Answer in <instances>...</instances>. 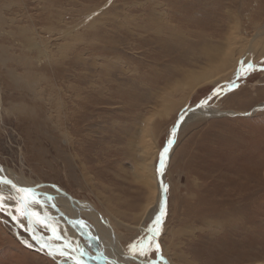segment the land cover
Wrapping results in <instances>:
<instances>
[{
  "label": "bare ground",
  "instance_id": "bare-ground-1",
  "mask_svg": "<svg viewBox=\"0 0 264 264\" xmlns=\"http://www.w3.org/2000/svg\"><path fill=\"white\" fill-rule=\"evenodd\" d=\"M14 2L19 5L18 1L15 0ZM164 2L165 1L156 2L155 6L152 8L150 7L148 12H146L147 7L152 6L150 0H147L145 5H140L142 12H139L138 15L140 17L144 16L140 24L128 22L125 26L118 20L115 14H109L108 11L104 12L103 9H100V5H98L86 8L83 16H81L82 14L80 15L77 24L75 23L73 27H68L66 24L59 27V22L62 24L65 20L62 19L63 12L68 11H66L67 8L61 3L60 5L62 6H59L57 9V0H52L51 4L46 6V10L51 11L57 9V11L55 13L49 12L46 17L48 23H45L43 27L45 35L40 34V30L35 24L34 26L29 25L28 27V25L24 23L19 24L18 28L16 27L17 30L19 29L18 31L15 28L16 31L11 30L10 32L8 30L9 32L6 33V36L9 38L10 36L12 38H17L19 43L23 40L28 45L27 48H11L8 43L5 44L6 41H2L4 37L0 34V71L2 73L4 67L7 73V76H0L2 77V81H4L5 90L7 86L11 90L23 91L25 94L24 101L28 105L25 108H21L22 106H15L17 112L23 119V116L29 111L27 108L30 109V107L35 104L41 105L42 102H46L49 106V115L45 128L47 129L48 136L53 139L51 143L53 146L51 152L53 153L55 151L58 153L57 155L64 160V164H67L70 171H73L74 163L77 164L78 170H75V172L79 182L84 186H89V189L93 190L95 193L100 194L98 199H102L101 203L105 206L104 210L107 218H105L104 214L96 207L95 211H93L92 204L86 201L84 204L80 203V201L78 203L73 196L55 184H47L46 182H39L33 185L27 184L16 179L15 176L1 164L0 168H2V171H0V175L11 179L14 183H17L18 186H35L38 184L40 185L39 191L48 192L54 197V201L46 204L51 222L53 223L55 221L61 223L65 221L56 226H58L63 236L73 241H78L91 254L89 257L85 258L87 264H106L102 257L99 259L91 258V256L97 255L101 250L104 251L110 259H121V264H138L137 260H126L119 256V253L124 250L121 244L123 240H126L125 236H127L128 233L127 226L129 227L130 225V222L126 219H129V214H133L135 218V212L128 210L126 207L124 208L128 202L123 200L122 197H118L120 192L115 188L108 187L107 185L109 184L106 186L101 184L104 190H98V183L96 180L101 181L104 177V172L100 169L101 164L98 163L96 169L95 164L90 165L84 160V156H87V154L89 156L88 151H90V147H97L99 144L96 139H93L97 132L95 133L94 129L91 128L92 123L95 121V113H93L90 108L98 105L104 99L107 100L109 94L111 98H114V96L118 97L119 90L117 88L115 89L117 84L124 80L130 79L129 81H131V79H134L133 75L139 74L140 76L143 75L151 78V80H155L151 77V73L154 74L157 68L144 67L142 63L132 61L131 57H124L126 54L122 51V48L124 46L133 49L144 48L150 53L148 55L150 59L153 60L154 58L157 62L163 60L167 61L166 66L169 68V72L170 69L172 73L173 71L178 72V76L169 78L171 81L167 79L164 83L161 82L164 84L160 86L161 88L156 89L154 87L156 89L154 91L156 96L155 103L152 105V110L148 112V116L142 115L133 119L132 122L125 123L123 128L126 134L122 136L123 138H121V140L117 139L120 141L117 147L118 153L125 154V157H129L130 155L134 159V164L136 163L135 166L132 167L135 172L134 180L141 188L147 189L148 193L147 195L144 194L146 198L140 206L139 214H136V223L138 226L145 223L144 216L147 220L153 222L155 217L159 214L161 204H164V196H160L159 200H157L158 183L156 182L158 180L160 183V179H163L164 183L165 177L159 172V176L157 175L158 178L156 179L154 167V161L157 159L159 144L161 142V123L171 115H178L179 111L184 108L185 104L189 102L188 100L194 97V95L206 90L210 86L216 85L221 87L225 85L231 77L237 75L242 60L255 63V61L258 62L264 59V0H227L228 4H222L213 11V16L209 17L208 14L205 16V19H199V15H204L202 13L198 15L196 12L192 13L191 16H188L189 13L179 15L174 8L170 7V4ZM7 4L8 2H6V4H0V7L9 6ZM109 5L110 4H108V6ZM144 6L145 12H143ZM8 9L9 8H7V10ZM184 9L189 10L188 7H184ZM36 12L37 11H35V13ZM39 15L42 16L40 13ZM103 16L108 20V23H103ZM178 18L183 20V22H180ZM17 20L18 19L15 17L10 19L11 27ZM3 22L5 23L6 21L4 17L0 15V26L4 25L2 24ZM113 23L119 25L115 26V30H121L123 32L125 30L126 34L120 39L112 42L109 36L111 32L114 31L112 28ZM98 31L104 33L100 34ZM15 33L18 35H14ZM92 38L103 39V43H101L102 41L100 42L101 46H99V48L106 55H109L110 51L117 54L116 56L113 55V57H115L114 60L104 61L101 56L104 58L105 56L101 53L91 56V59L86 57L87 54L88 56L90 54L87 52L88 47L92 45V49H96V46L99 45V41H95ZM53 41H58L54 47ZM70 49H72V52H70ZM153 54L157 56H153ZM60 60V66L63 67V74L68 72L70 76L68 74L62 75V78L60 76L62 82L59 85V81L54 79V77L48 81L47 77L44 75L45 72L42 71L45 65L47 67V65L49 66L53 61L59 64ZM133 63L138 66H131ZM139 65H141V67ZM100 66L102 68H100ZM148 69L151 73L145 72ZM100 70L103 71L100 72ZM111 72H114L112 78H110L109 75ZM46 73L49 72L47 71ZM105 74L106 76L104 79L103 76ZM65 75L66 78L64 77ZM67 75L71 77V80L67 78ZM83 78L87 80V83ZM40 79L47 82V86L37 85ZM81 80L82 83H79ZM40 86L48 89L47 92L43 93L49 96L48 99L42 97L41 94L43 89L40 88ZM251 90H253V88H251ZM259 90L261 96H264V85L261 86ZM259 90L257 89V91ZM28 91L35 97L28 99L26 97ZM241 94H244L243 89L232 94L234 97H237L238 103L236 104L240 107L244 106L241 103H245ZM252 95L253 94H251V96ZM231 96L228 97V100L226 99L228 104L234 102ZM247 99H249V97ZM214 104L210 105L209 103L210 106L203 108L197 107L187 114L183 110L179 114V117H182V114L187 117L184 120L180 118L182 123H180L179 130H176L175 135L178 131L182 132L183 128L187 126L186 124L192 123V121L199 119L198 121L203 122V120L209 118L227 115L232 116L241 113L234 110H224L220 104L217 103L215 106ZM259 105L260 107H264V101L259 102ZM258 107L259 106L255 107L249 113L255 114L258 111ZM261 111L263 112L264 110H260L259 113H261ZM246 114L248 113L246 112ZM113 125H117L115 118ZM129 125H135V129H130ZM114 129L117 130V128ZM59 141H63L67 145L65 146L66 148L62 149L58 143ZM77 145H79V152H77ZM86 145L89 149L86 153H82V151L87 148ZM177 146L178 143L176 147H174L177 148ZM82 155H84L83 159H81ZM258 166H261V164L255 161L240 166V168H238V170H240L237 173L238 175H235L237 178L233 181V187L226 190L228 186H231L230 182H227V187L221 190L223 199L216 200L211 207H209V202L207 203L208 206L205 205V203L201 208L198 207L203 225L199 227L196 223L192 222V227L186 225L185 229H178L175 227L167 228L166 235L163 236L166 239V249L171 256L173 264H199L195 259V253L198 252L204 264H259V257L262 253L260 249L257 248V238L251 234L257 226L253 215L256 211L254 204L257 202L256 195L259 190H257V185L253 182H256V177H258L260 171ZM44 186H51L54 188V191H47V189L44 188L41 189ZM0 191L7 197L11 189L10 186L0 185ZM108 191H111L113 195H108L109 193H106ZM233 192H236V197L234 198H232L233 196L231 197ZM11 203L13 206L10 210L12 211L15 209V206L14 202ZM52 203H55L56 207H52ZM49 209H53V211ZM34 210L40 212L41 216H43L44 209L37 206ZM61 210L69 214L66 219L62 218L63 216L56 212ZM207 210H210V212ZM218 211L220 214H218L219 217L214 214H217ZM85 212H90L92 214H90V218L92 221L94 220L96 224L83 217L84 214H86ZM15 214L18 215L17 213ZM210 214H214L216 218H210L212 217L209 216ZM245 217L247 218L246 221L244 220ZM18 219L20 223H17V221L14 222L18 228H21L23 231H26V229H35L36 234L42 235L49 244L59 245L62 243V241L49 239L53 234L47 227H43L39 222H30L29 218L19 215ZM115 219L121 223H117L116 225L118 226L121 236H118V230L116 231L113 228L112 221H115ZM32 220L35 221L36 218L33 217ZM78 220L84 221L87 227L74 223ZM21 224L23 227H21ZM123 226L126 227L122 228ZM143 230L147 232V228H143ZM163 230L164 229H162V232H164ZM26 232L32 237L31 231ZM47 232H50V235H48ZM89 233H91L92 236H98L100 239H92L89 243ZM230 233L233 234H231L232 237H230ZM248 234L254 237H248ZM16 235L18 236V234ZM214 235L218 237L215 239L212 238ZM185 237H187V239L189 238V242H192V244H190L191 250L189 251H187V247V250L185 248V246H187ZM248 238L249 240L246 241L245 239ZM211 239H213L215 245L219 247L217 252L214 249L210 250L208 242ZM34 246L40 250L38 243L37 245L34 244ZM207 248H209V262L206 258H203L201 253L203 249L205 250ZM42 252L49 256L46 250ZM50 257L57 261L56 264H64V260L73 264L71 260L62 258L59 255ZM140 260L143 261V259Z\"/></svg>",
  "mask_w": 264,
  "mask_h": 264
},
{
  "label": "rangeland",
  "instance_id": "rangeland-1",
  "mask_svg": "<svg viewBox=\"0 0 264 264\" xmlns=\"http://www.w3.org/2000/svg\"><path fill=\"white\" fill-rule=\"evenodd\" d=\"M14 1L15 0H0V4H6V2H8L7 5H9L3 8L0 7V15H2L6 21L5 23H2L4 25L0 26V34H2V37H4L2 41H6L5 44L8 43L11 48L16 49L17 47L27 48L28 45L23 40H21L22 42L19 43L17 38H12L9 35L11 38L10 39L8 36H6V33L9 31L11 32V30L16 31L19 24L24 23L27 24L28 27L29 25L34 26L35 24L39 28L40 34H44L45 30H43V27L45 26V23H48L46 17L48 16L49 12L55 13L59 6H62L60 5V3L63 4L65 8H67L66 11H68L69 14L68 12H63L62 19L65 20L62 24H60L59 22V27L63 24L68 25V27H73L75 23L77 24V20L80 18V15L82 14L81 16H83L86 8L98 5H100V9H103L104 12L108 11L109 14H115L118 20L126 26L128 22H131L132 24H140L142 22L144 16L140 17L138 15L139 12H142L140 5H145L147 0H57V9L51 11H47L46 6L51 4L52 0H16L19 2V5H17ZM158 1L167 2V4H170V7L174 8V10H176L177 14L179 15H185L189 13L188 16H191V14L194 12H196L198 15L199 13H202L204 16L199 15V19H205V16H207L208 14L209 17L213 16V11L219 8L222 4H228L227 0H150V4H152V6H148L146 12L149 11L150 7L152 8L153 6H155V3ZM106 2L110 5L108 6ZM24 3H27L28 5ZM184 7H188L189 10H185ZM7 8H9V11L7 10ZM35 11L37 12L35 13ZM143 12H145V6ZM39 13L42 16H40ZM12 17H15L18 20L17 22L15 21L14 25L11 27L10 19ZM178 19L180 20V22H183V20H181L180 18ZM102 21H104L103 23H108V20H106L104 16L102 18ZM115 26L119 25L113 23L112 28L114 31H112L109 36L112 42L120 39L126 34L125 30L124 32L121 30H115ZM98 32L100 33V31ZM103 33L104 32H101L100 34ZM14 35L18 34L15 33ZM92 39L95 41H99V45L96 46V49H92V45L91 47H88L87 52L90 54L89 56L87 54L86 57L91 59V56H94L97 53H101L105 56V58L101 56L104 61L114 60L115 57H113V55L116 56L117 54L110 51L109 55H106L99 48V46H101V43H103V39ZM58 41H53V47L58 43ZM122 51L126 54V56L124 57H131L132 61L140 62L144 65V67L157 68L154 74H152L149 69L145 71L150 72L151 77H153L155 80H151V78L145 77L143 75L140 76L139 74L133 75L134 79H131V81H129L130 79L124 80L117 84V86L119 87L116 86L115 89L117 88L119 90L118 97L114 96V98H111V95L108 93L109 98L107 100L104 99L98 105L90 108V110L95 113V121L92 123L91 128L94 129L95 133L97 132L96 134L94 133L95 138L93 139H96L99 144L97 147H90V149L86 145L87 148L83 150L82 153H86L89 149V156L88 154L87 156L82 155L81 159H83L84 156V160H86V162H88L90 165L95 164L96 169L98 167V163L101 164L100 169L102 172H104V177L101 181L96 180V182L98 183V190H104L103 185L101 184H104L105 186L109 184L107 185L108 187L115 188L121 193H119L118 197H122L123 200H126L128 202V204H126L124 208L126 207L128 210H132L133 212H135V218L133 214H129V219H126L128 222H130V225L129 227L127 226L128 233L127 236H125L126 240H123V243L121 244V246L125 249V247H127V245L137 237L144 235L146 232L143 230V228L148 229V227L151 226L152 222L151 220H147L144 216L145 223H143V225L138 226L136 223V214H139L140 206L143 204V201L145 200L148 193L147 189L141 188V186H139L134 180L135 172L132 169V167L136 164H134V159L130 155L129 157H125V154L118 153L117 147L120 144V141L118 140H121V138H123L122 136L126 134L125 129L123 128L125 123L132 122L133 119L142 115L148 116V112L152 110V105L155 103L156 96L154 94V91L157 88H161L160 86H163V83L167 81V79L170 80L169 78H175L176 76H178V72L173 71V73L176 72L175 74H173L171 69L169 72V68L166 66L167 61L163 60L161 62H157L154 58L153 60L150 59L148 57L150 53H148L144 48L133 49L128 46H124L122 48ZM70 52H72V49H70ZM153 56L157 55L153 54ZM254 64L258 66L255 71H251L247 75H241L239 79L235 77L237 75L231 77L229 81L226 80L228 82L225 85L222 84V88L216 85L208 87L206 90L190 98L188 100L189 102L186 103L187 105L185 104L184 108L179 111L178 115H171L161 123V142L159 144L157 159L154 161L156 179L159 176L161 154L163 153L173 127L179 124L178 122L181 118L179 117V114L183 110L186 114L190 113L193 109H195L196 105L200 104L201 101L211 96L212 99L208 102L210 103V105L218 103L224 110H234L242 113H237L232 116L227 115L216 118H209L203 120V122L198 121V119L192 121V123L190 122L186 124L187 126L183 128L182 132L178 131V133L175 135L176 137L173 143L174 145H172L168 157L164 159V164L166 167H164L162 171L165 177V181L163 184L167 185V192H164L162 184L159 183L158 180L156 182L158 183L157 200H159L160 196H164V198L166 196V201L165 199L163 201L167 213L163 219L162 224V229H164V232L161 231L158 240L161 245V251H163L162 255L166 258L169 264H173V262L171 261V256L166 249L167 244L166 239L164 238L167 228L175 227L178 229H185L186 225L191 226L192 222L196 223V225L199 227L203 225V221H201V215H199L200 211L198 207L201 208V206H203L205 203V205L208 206L209 204V207H211L212 205H214V202L216 200L223 199L221 190L224 187H227V182H230L231 186H228L226 190L230 187H233V181L235 178H237V176L235 175H238L237 173L238 171H240L238 170V168L253 161L261 164V166H258L260 171L258 177H256V182H253L257 185V190L259 191L256 195L257 202L254 204V206L256 207V211L253 215L256 220L255 222L257 223V226L255 227V230L251 232V234H253L257 238V248L260 249V252L263 254H261V256L259 257L260 261L258 263L264 264V111H261V113H259L260 110H256L257 112L255 114L249 113L255 107H260L259 102L264 101V96H261V92L259 90V88L264 85V70H261V67H264V59L259 60L258 62L255 61ZM60 65L61 60L59 61V64L53 61L49 66L47 65V67L45 65L42 71L45 72L44 75L47 77L48 81H50V79L54 77V79L59 81V85L62 82V75L68 74L70 76L68 72L63 74V67H61ZM131 66L138 65L133 63V65ZM139 66L141 67V65ZM100 68L102 67L100 66ZM103 70H100V72ZM47 71L49 73H46ZM0 75L7 76L6 69L4 67L2 69V73L0 71ZM68 75L67 78L70 79L71 77H69ZM109 75L110 78H112L114 72H111ZM1 76L0 164L2 166H5L13 174V176H15L16 179H19L27 184L33 185L39 182H46L47 184H55L61 187L71 196H73V198H75L78 203L80 201V203L84 204V202L86 201L89 204H92L91 206H93V211H95L96 207L100 212L104 214L105 218H107L104 210L105 206L103 205V203H101L102 199H98V196L100 194L95 193L93 190L89 189V186H84L79 182L75 172V170H78L77 164L74 163L73 171H70V169L67 167V164H64V160L60 158L59 155H57L58 153H56L55 151L53 153L51 152L53 148L51 144L53 139L48 136L47 129L45 128V124L46 122H48L47 119L49 115V106L46 104V102H42L41 105L35 104L34 106H31L30 109L27 108V110L29 111L25 116H23L22 119L15 106H22L21 108H25L28 106L24 101L25 94L23 91L11 90L7 86L5 90L3 83L4 81H2ZM105 76L106 74L103 76L104 79ZM64 77L66 78V75ZM84 80L87 83V80ZM229 82H234L238 86L232 87L231 90H229ZM79 83H82V80ZM37 85L47 86V82H44L40 79ZM40 88L43 89V92L41 94L42 97L44 99H48L49 96L43 94L44 92H47L48 89L43 86H40ZM251 88H253V90H251ZM220 89H223L220 95H214V92ZM242 89L245 95H241L244 98L245 103H241L244 106L240 107L238 104H236L238 103L237 97H234V95L232 94H234V92L236 91H241ZM257 89L259 91H257ZM244 91H246L247 93ZM251 94L253 95L251 96ZM229 96H231V98L233 99V103H227L228 101H226V99L228 100ZM26 97L30 99L35 96L28 91L26 93ZM246 97H249V99H247ZM230 104L232 107L230 106ZM246 112L248 114H246ZM182 115L184 120L187 116L185 117L184 114ZM114 118L117 123L116 126L113 125ZM129 126L128 127L130 129H135V125ZM179 127L180 124L177 127L178 130ZM114 128H117V130H115ZM58 143L62 147V149L66 148L65 146H67L63 141H59ZM177 143L178 146L177 148H175ZM77 152H79V145H77ZM43 188L47 189V191H54V188L51 186H44L41 189ZM106 193H109L108 195H113L111 191H108ZM231 197H236V192H233ZM49 210L53 211V209ZM201 211L204 212L203 210ZM207 211L210 212V210ZM12 212L13 214H15V209H13ZM56 212L61 214L63 216L62 218L64 219H66V217L69 215L62 210ZM85 213L86 214H84L83 217L96 224V222H94V220L92 221V219L90 218L92 214L90 212ZM214 214L217 217H219L220 215L219 211L217 212V214ZM214 214H210L209 216H212L210 218H216ZM244 220L246 221L247 218L245 217ZM64 222L65 221L58 223L54 221L53 224L57 225ZM117 223L121 224L116 219L115 221H112L113 228L116 231L118 230V226H116ZM125 227L126 226H123L122 228ZM117 232V235L119 234L118 236H121L119 230ZM16 234H18V236ZM231 234L232 233L229 234L230 237H232L233 235ZM48 235H50V232L48 233ZM253 235L248 234V237H251ZM215 236L216 235L212 236V238L215 239L218 237ZM188 239L187 237H185L187 245L185 246V248H188V250L186 248L187 251L191 250L190 244H192V242H189L190 240ZM25 240H28L29 243L33 245H37V242L32 239L31 235L28 232L23 231L21 228H18L14 220L11 219L7 212H0V264L57 263L56 260H54L50 256H47V254L38 250L35 246L29 247L27 244L23 243V241ZM245 240L248 241L249 238ZM208 243L210 250L214 249L217 252L219 247L218 245H215L214 240L211 239ZM201 253L203 258H206L209 262V248L205 250L203 249ZM195 254L197 263L204 264L202 258L199 255V252ZM152 258H155V253L152 254ZM136 260L138 261V264H144V261H141L140 259ZM63 263L70 264L66 260H64Z\"/></svg>",
  "mask_w": 264,
  "mask_h": 264
},
{
  "label": "snow or ice",
  "instance_id": "snow-or-ice-1",
  "mask_svg": "<svg viewBox=\"0 0 264 264\" xmlns=\"http://www.w3.org/2000/svg\"><path fill=\"white\" fill-rule=\"evenodd\" d=\"M257 67L258 66L251 61L245 62L242 60L240 62V69L237 73V78L239 79L241 75H247L251 71H255ZM261 70H264V67H261ZM236 86L238 85L234 82H229V90ZM222 91L223 89L217 90L214 92V95L219 96ZM211 99L212 97L209 96L205 100L201 101L198 107L203 108L210 106L208 102ZM181 119H183V117H181ZM175 132L176 129L173 128V136L175 135ZM173 142L174 141L170 139L168 144L171 145ZM168 151L169 149L165 147L163 153L161 154V170L165 167L164 153H167ZM0 171H2V168H0ZM0 185L10 186L11 189V192L7 197H5L3 192L0 191V212H7L11 219L17 221V223H20L18 215L29 218L30 222H39L43 227H47L53 234L52 237H49V239L62 241L59 245H52L49 244L42 235H37L35 229H26V231L32 232V239L37 241L41 251L46 250L49 256L52 257L59 255L60 257L71 260L73 264H87V260L85 258L89 257L91 254L86 250V248L78 241H73L68 237L63 236L60 233L58 226L51 222V218L46 209V204L54 201V197L52 195L47 192L39 191L40 185L38 184L35 186H18L17 183H14L11 179L2 175H0ZM162 187L166 193L167 185H162ZM11 202H14L15 211L18 215L13 214L10 210L13 206ZM37 206L44 209L43 216H41L40 212L34 210ZM52 207H56L55 203H52ZM166 214V207L164 204H161L159 214L155 217L151 226L148 227L147 232L128 244L126 249L119 253V256L126 260L143 259L144 264H169L166 258L162 255L161 245L158 240L162 231L163 218ZM33 217L36 218L35 221L32 220ZM74 223L87 227L85 222L82 220L75 221ZM21 227H23L22 224ZM89 236V243L92 239H100L98 236H92L91 233H89ZM23 243L27 244L29 247L34 246L29 243L28 240L23 241ZM153 253H155V258H152ZM101 257L106 264H121V259H110L109 256L102 250L97 255L91 256L93 259H99Z\"/></svg>",
  "mask_w": 264,
  "mask_h": 264
},
{
  "label": "water",
  "instance_id": "water-1",
  "mask_svg": "<svg viewBox=\"0 0 264 264\" xmlns=\"http://www.w3.org/2000/svg\"><path fill=\"white\" fill-rule=\"evenodd\" d=\"M198 105H199V104H198ZM198 105H196L195 108H197ZM257 109H258V110H259V109H260V110H264V107H258ZM178 123L180 124V123H181V120H180ZM179 124H178V125H179ZM178 125L174 126L173 128H175V129L177 130ZM172 130H173V129H172ZM171 133H172V132H171ZM170 135H171V136H170ZM170 135H169L168 141H169L170 139H172L173 141H175V135L173 136V133L170 134ZM168 141H167V144H166L165 147H167V148L169 149V151H168L167 153H164V159H165L166 157H168V153L170 152V149L172 148V145H173V143H174V142H173L171 145H169V144H168ZM162 171H163V170H161V169L159 168V172H160L161 175L163 176ZM160 183L163 185V179H160ZM163 219H164V218H163Z\"/></svg>",
  "mask_w": 264,
  "mask_h": 264
}]
</instances>
